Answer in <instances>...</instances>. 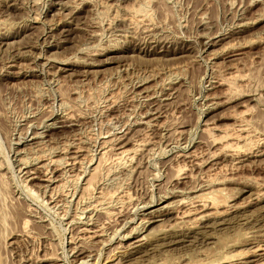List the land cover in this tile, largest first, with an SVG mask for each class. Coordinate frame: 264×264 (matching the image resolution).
Masks as SVG:
<instances>
[{"label":"rangeland","instance_id":"obj_1","mask_svg":"<svg viewBox=\"0 0 264 264\" xmlns=\"http://www.w3.org/2000/svg\"><path fill=\"white\" fill-rule=\"evenodd\" d=\"M263 140L264 0H0V264H263Z\"/></svg>","mask_w":264,"mask_h":264},{"label":"bare ground","instance_id":"obj_2","mask_svg":"<svg viewBox=\"0 0 264 264\" xmlns=\"http://www.w3.org/2000/svg\"><path fill=\"white\" fill-rule=\"evenodd\" d=\"M136 10V9H135ZM131 14V13H130ZM136 15V14H135ZM132 17H135V16H132ZM138 20V19H137ZM133 25V24H132ZM151 27V26H150ZM151 38V37H150ZM221 84V83H220ZM153 112V111H152ZM68 117V116H67ZM153 117V116H152ZM248 125V124H247ZM240 128H241V132L243 131V129H245V128H243L242 129V127L240 126ZM239 130H238V132H240ZM245 131V130H244ZM244 133V132H243ZM246 135V134H245ZM244 135V136H245ZM239 136H240V134H239ZM150 137V136H149ZM119 138H120V136H119ZM244 138H246V137H244ZM221 139V138H220ZM224 140V139H223ZM221 141V140H220ZM262 141V140H261ZM264 141V140H263ZM150 142V141H149ZM143 142H141V144H142ZM139 145V144H138ZM143 146V145H142ZM141 146V147H142ZM226 146H231L230 144H226ZM144 147V146H143ZM223 147H224V145H223ZM139 148V146H137L136 145V147H134L133 148V151H131V152H134V151H137V149ZM230 148V147H229ZM107 149H109V148H107ZM122 149V148H121ZM221 149V148H220ZM225 149V148H224ZM111 150V149H110ZM120 150V149H119ZM229 150V149H228ZM128 153L130 154V151H128V150H120L119 151V153L117 154L119 157L120 156H123V155H128ZM133 154V153H132ZM226 154V153H225ZM262 154H264V152H262ZM258 156V155H257ZM115 159V158H114ZM192 159V158H191ZM100 160V159H99ZM105 160V159H104ZM188 160V159H187ZM51 164V163H50ZM98 164V163H97ZM65 165V164H64ZM30 174H32V173H30ZM95 174V173H94ZM96 175V174H95ZM66 176V175H65ZM93 176V175H92ZM62 177V176H61ZM91 177V176H90ZM91 180V179H90ZM33 181V180H32ZM51 181H53V180H51ZM51 181H50V183H51ZM54 183V182H53ZM91 183V182H90ZM88 188V187H87ZM90 189V188H89ZM45 190H46V188H45ZM82 190V189H81ZM210 190V189H209ZM206 191V190H205ZM211 192V191H210ZM221 192V191H220ZM264 192V191H263ZM206 193V192H205ZM214 193V192H213ZM216 193V192H215ZM261 193V192H260ZM31 194V193H30ZM33 194V193H32ZM121 195V194H120ZM207 195H208V193H207ZM219 195V194H218ZM264 195V194H263ZM81 196V195H80ZM123 196V195H122ZM205 196V195H204ZM206 197V196H205ZM199 198V197H198ZM182 199V198H181ZM210 199V198H209ZM212 199H213V196H212ZM212 199L210 200L212 203H214L213 201H212ZM216 199V198H215ZM215 199H214V201H215ZM151 200V199H150ZM208 200V199H207ZM95 201V200H94ZM99 201V200H98ZM185 201V200H184ZM199 201V200H198ZM182 202V201H181ZM200 202V201H199ZM210 202V203H211ZM221 202V201H220ZM219 202V203H220ZM223 202V201H222ZM187 203H189V202H187ZM205 203V202H204ZM212 203L211 204H209V205H211L210 207H213V205H212ZM215 203H216V201H215ZM150 204V203H149ZM217 204V203H216ZM92 205V204H91ZM190 205V204H189ZM195 205H197L198 206V204H195ZM215 205V204H214ZM218 205V204H217ZM217 205H215V206H217ZM204 206V205H203ZM207 206V205H206ZM205 206V207H206ZM192 207V206H191ZM195 207L196 206H193L192 208H189V209H184V211H182L181 213H179L177 216L175 215V217L177 218V220H178V222L180 223V224H186L187 226H189V227H194L196 224H197V222H198V220L199 219H201V218H212V217H219V216H221L223 213H225L226 214V212L227 211H225V210H220V209H218L219 208V206H218V208L216 209L215 207V209H213V211H211V212H201V214H199V215H197V216H194V218H192L191 219V217H190V215L192 216V212L193 211H195V212H197L198 213V211L195 209ZM208 208V209H210L211 210V208ZM232 207V206H231ZM238 207V206H237ZM101 208V207H100ZM204 208V207H203ZM207 208V207H206ZM201 210V209H200ZM209 210V211H210ZM194 212V213H195ZM108 213V212H107ZM156 213V212H155ZM152 214V213H151ZM150 214V215H151ZM224 215V214H223ZM164 216V215H163ZM161 216H151V217H149L148 218V220L146 221V219H145V222L146 223H149V226H151V225H153V224H157L158 222H160L161 221V219H159ZM188 217H190V218H188ZM185 219H188V220H186L185 221ZM200 221V220H199ZM175 223V222H174ZM102 224V223H101ZM25 225V224H24ZM141 225V224H140ZM145 225V224H144ZM148 226V225H147ZM179 226V225H178ZM131 227V226H130ZM176 227V226H175ZM99 228V227H98ZM98 228L97 229H95V228H90V229H88V228H81L80 230H79V233L81 234V235H85V236H87V238L89 237V238H91V239H95V238H97L98 236H99V234H100V232H99V230H98ZM153 230V229H152ZM158 230V229H157ZM142 231V230H141ZM138 232V231H137ZM146 232H147V230H146ZM151 232V231H150ZM133 233V232H132ZM136 233V232H135ZM135 233H133V235H131L132 237H130L129 239H127V241L126 242H123V245L122 246H119L122 250L123 249H126V251H127V249H131V250H135L136 248H138L140 245H141V243L143 242V240H144V238H142V235L140 236V235H138V233L137 234H135ZM130 234V233H129ZM147 234H149V233H147ZM126 235H128V234H126ZM85 236H84V238H85ZM90 239V240H91ZM146 239V238H145ZM104 240V239H103ZM105 241V240H104ZM148 241V240H147ZM103 243V242H102ZM143 244V243H142ZM169 244V243H168ZM258 245V244H257ZM260 245V244H259ZM258 245V247L257 246H255L256 247V249H255V251H253V254H255V255H253L252 253V255L255 257V259L256 260H258V261H261V262H263V264H264V246L262 247L261 245L259 246ZM118 246V245H117ZM253 246V245H252ZM76 248V247H75ZM118 249L119 251H122L121 249ZM142 248V247H141ZM117 250V251H118ZM128 250V251H129ZM130 250V251H131ZM115 251V250H114ZM144 251V250H143ZM151 251V250H150ZM250 251V250H249ZM138 252V251H137ZM93 253V252H92ZM120 253V252H119ZM143 253V252H142ZM145 253V252H144ZM249 253V252H248ZM125 254V253H124ZM132 254H134V253H132ZM241 254V253H240ZM243 254H247V253H243ZM243 254H241L239 257H237L238 258V260H233L232 258V260L230 259H228V258H226V256L223 258V259H220V260H217V261H214L215 263L214 264H244L242 261H240L244 256H242ZM250 254V253H249ZM127 255V254H126ZM223 255V254H222ZM247 256V255H246ZM245 256V257H246ZM109 257V256H108ZM242 257V258H241ZM249 256H247V258H248ZM252 257V256H251ZM88 258V257H87ZM230 258V257H229ZM236 258V259H237ZM246 258V259H247ZM105 259V258H104ZM133 259V258H132ZM245 259V260H246ZM243 260V259H242ZM107 261V260H106ZM252 261V260H251ZM131 262H132V260H131ZM134 262V261H133ZM246 262V261H245ZM255 262V261H254ZM93 263V262H92ZM248 263V262H247ZM259 264H260V262H258ZM257 263V264H258ZM83 264V263H82ZM90 264V263H89ZM131 264V263H130ZM162 264V263H161ZM213 264V263H212Z\"/></svg>","mask_w":264,"mask_h":264}]
</instances>
